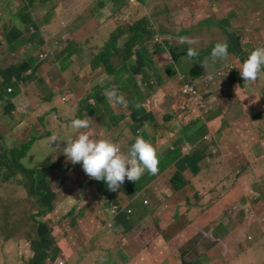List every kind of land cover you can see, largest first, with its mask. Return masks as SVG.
<instances>
[{
  "label": "crops",
  "instance_id": "1",
  "mask_svg": "<svg viewBox=\"0 0 264 264\" xmlns=\"http://www.w3.org/2000/svg\"><path fill=\"white\" fill-rule=\"evenodd\" d=\"M34 1L28 15L39 21V33L32 29V34H28L21 18L27 0H0V87L6 73V84L15 90L12 97L0 90V108L8 98L12 100L6 101L5 111L20 114L17 126H24V118L27 126L33 116L43 113H49V122L54 123L59 117L65 126H70L81 108L69 112V105L85 102L102 111L99 116L96 114L95 125L89 120V128L81 131H87L93 139L110 138L123 151L137 136H142L159 156L156 175L145 172L136 182L125 180L131 190V204L118 226L116 221L121 217L112 212L105 233L100 231L91 237L85 229L81 231L82 243L76 246H71L65 235L52 252L51 246L42 243L40 249L45 251L47 264H242L243 254L252 250L245 251L247 242L264 247V87L263 97L258 91L264 83L253 82V91L246 84L245 88L232 85L230 74L225 76L221 72L223 79L216 80L209 53L198 59L188 57L184 50L175 54V47L127 62L121 70L126 76L115 87L105 69L102 73L92 67L96 55V43L92 40L99 39L96 33L104 28L112 27L114 31L125 25L109 23L110 13L119 9H112V2L108 4L106 0ZM93 5H96L94 9ZM66 8L73 13L63 11L71 16L61 20L57 12ZM104 9H110L109 13ZM154 13L147 15L152 22L155 16L165 14ZM189 14L185 20L191 19ZM127 18L129 23L131 19L138 20ZM171 19H176L173 14ZM176 21L180 24L183 20ZM164 22L157 23V28ZM36 34L35 41H41L44 47L32 44L31 36ZM119 44L124 42L120 39ZM179 46L184 47L183 43ZM41 54L45 56L43 59ZM34 60L36 64L31 65L28 73L18 66ZM198 61L208 62L207 73L212 79H204L206 68ZM219 62H224L226 69L236 68L232 52L226 60L216 63ZM235 75L231 74V78ZM129 76L141 77L144 104L136 110L130 109L127 102L123 106L114 105L106 98L109 89L122 94L121 85ZM202 76L205 83L200 81ZM180 78H184L183 83ZM186 83L198 89L201 97L198 101L183 95ZM6 84L3 85L7 87ZM231 87L240 90L234 100L229 99ZM223 88L229 90L224 93ZM55 92L60 98L48 100L51 95L56 97ZM205 100L206 109L198 105ZM197 113L201 114L199 122H196ZM101 116L108 122L116 117L115 125L119 126L102 123ZM6 134L15 135L9 131ZM58 142L62 152L66 145L61 140ZM184 147L191 151L185 153ZM70 165L60 176L65 180L56 181L52 189L67 186L70 174L76 169ZM177 173L183 175L186 183L179 191L173 185ZM144 205L152 208L150 212L144 210ZM83 224L81 228L85 227ZM29 244L20 242L15 249L19 253L23 248V264H41L44 259L41 250L36 253L34 244ZM6 246L12 250L2 234L0 264H5ZM34 253L37 256L33 259ZM247 256L245 261L251 258Z\"/></svg>",
  "mask_w": 264,
  "mask_h": 264
},
{
  "label": "trees",
  "instance_id": "2",
  "mask_svg": "<svg viewBox=\"0 0 264 264\" xmlns=\"http://www.w3.org/2000/svg\"><path fill=\"white\" fill-rule=\"evenodd\" d=\"M137 2L143 4L144 0H136ZM27 4L24 7V13L21 15L22 21L27 26V33L32 34V29L36 30V32L39 33V21L32 19L28 14L33 5L35 4L34 0H27ZM131 2V1H130ZM120 0H112V9L117 10L119 9V12L122 13L124 9H121L119 6ZM128 4V3H127ZM161 11V13L168 12V21L170 20L172 16L171 10H166L164 12L163 9H157L155 10L154 14H158ZM189 12V11H188ZM190 13V12H189ZM191 19L195 18V13L193 15L191 14ZM188 19L187 21L191 20ZM180 20H185V17H181ZM212 18L210 15H208V20L206 19L202 23H198L195 26L190 27L192 29L189 31H184L181 34H178L180 37L183 38H189L190 33H194L196 38V32H200L203 30H199L200 25H206L205 23L207 21H211ZM213 23V22H212ZM214 27V26H213ZM219 27V26H218ZM165 26H161L160 28H155L153 25V22L150 18V16H145L143 19H138L136 21H133L131 19L130 23H126L122 27H119L115 29L110 38L107 39L104 42V48L103 52L98 53L96 51V55H94V62H93V69L98 72L102 71V69H105V73L114 80L115 87L119 86V82H121V77L126 76L124 71H121L124 64H126L129 61H134V59L142 58L143 55H149L152 56L153 53L158 52L165 53L168 51V49H174L175 47L179 50H183L179 48V44L181 43L179 37L177 36L174 31L170 29H163ZM212 28V27H211ZM176 34V35H175ZM229 35V41L226 42L228 44V51L232 52L235 56L234 63L235 66L238 67L250 54L245 53L244 56H239L236 53V50L234 49V43L230 40L232 38ZM161 37L164 39V41L160 44L153 43V47L149 48V44L154 41L156 38ZM172 36V38L169 40V37ZM38 35L35 36L32 35V44L35 47L41 48L44 47V43L41 41H35L34 38H37ZM120 39L124 44H119ZM238 41L239 39L236 38ZM188 43L189 39H187ZM40 44V45H38ZM199 43H189L188 46L191 48H194L198 53V59L202 57V55H205L207 53L211 52L212 47L215 45H211L212 47H202L201 50L198 48ZM253 50V49H252ZM186 52V51H185ZM235 53V54H234ZM113 59L116 60V64L114 65ZM36 60L32 63H18V66L24 73H28V70L32 67L31 65L35 66ZM202 65L203 62L198 61ZM5 64V63H4ZM103 66V67H102ZM16 67V65H15ZM124 69V68H123ZM230 69V83L232 85H239L242 88H245V81L241 78L239 74V69L232 67ZM1 71V67H0ZM2 73V71H1ZM235 73L236 75L231 78V74ZM199 74V73H198ZM261 75V74H260ZM259 75V77H261ZM8 74L3 73V84H6V78ZM257 80H260L259 78ZM256 80V81H257ZM9 84V83H8ZM7 85L10 86V85ZM11 87V86H10ZM8 87V88H10ZM110 87V86H109ZM141 87V77H133L129 76L124 80V82L121 85L122 88V94L126 99V102L129 104L130 109L136 110L141 105L144 104V97L141 95L140 91ZM120 89V87H119ZM8 93V92H7ZM10 94V93H9ZM118 94L122 95L120 92ZM14 95L13 93L10 95L12 97ZM186 98H191L192 100H196L200 98L199 94L196 95H186ZM54 96L51 95V97L48 100L53 101ZM202 108L206 109L208 107L205 103L199 102L198 104ZM81 110L78 113L76 118L79 119H90V124H96L97 117L96 114L99 116L100 112L102 110L97 109L94 106L86 105L85 102L81 103ZM24 111L27 110L23 109ZM41 111V108L38 109ZM143 111V110H142ZM144 112V111H143ZM49 116V113H43L42 115L33 116L32 120V126L30 128H33L32 131H29V134H23L20 132L19 134H15L14 136L17 137V143L11 146L8 144V134H5L0 131V186L6 187L5 191L7 192L10 185L17 186H24L28 191V201L32 202V207L26 208L28 210L27 213H24V220L23 218L20 221V224L26 223L27 224V231L26 236L29 238V240L34 243H45L49 246L50 252L54 251L59 247V242L62 240L64 235H69L71 231L73 230H80L81 226L85 223L86 230H93L94 232L91 233V237L93 235H98L100 231H104L105 233L108 230V224L110 221V213H115L117 216H120L121 218L116 221L117 226L120 224V222L126 218V209L130 206V196H131V190L128 188L127 183H123L121 187L117 191H111L108 189L107 185L102 181H96L95 179L89 178L84 171L82 170V166L80 164L76 165H70L71 167L75 166V170L72 171L73 180L71 183L75 180V182H84L88 183L89 188L93 189L95 187L94 192L92 193V201L89 202L87 205L81 208L79 206L74 207L68 212V216L72 217V221L69 226H66L64 228V231H62L58 236H54L55 229H57L63 220H55L51 216L52 209L44 203V198L46 197L45 189L42 188L43 186L51 187V189L56 184V181L60 178V176L63 174V172L66 170V167L71 162H68L66 160V157L59 154H50L48 157L49 159H55L56 161L50 162V161H43L41 164H39L35 168H29L24 163V159L29 155L31 150L35 147L36 143L39 141H42L46 137H50V134H47L46 127L50 123L47 119ZM201 120V114L197 113L196 116V122H199ZM27 118H25L24 126H26ZM57 121L63 122L61 119H58ZM91 126V125H90ZM35 132V133H33ZM92 138V137H91ZM69 166V167H70ZM84 176V179L81 178V181L78 180V177ZM87 177L89 179H87ZM69 183V180H68ZM103 184V185H100ZM173 185L174 188L179 191L183 189L186 185L185 180L183 178V175L180 173H177L173 178ZM40 187L42 189H40ZM5 188L1 189L4 190ZM54 190V189H53ZM63 190H66L65 188ZM56 192V191H54ZM8 193L4 196H7ZM87 198V197H86ZM85 198V199H86ZM0 200H2V197L0 196ZM4 201L9 200L8 197H5L3 199ZM96 202L95 204L92 202ZM80 208V209H79ZM78 209V211H77ZM131 213V212H130ZM66 219V218H65ZM264 224V220H263ZM21 226V225H20ZM29 230L36 231L38 234L31 236ZM87 230V231H88ZM89 232V231H88ZM25 234L24 232L20 233V236L23 237ZM7 238V237H5ZM9 240V238H7ZM41 252L43 249H40ZM46 256V254H45ZM53 256H51L50 259H52ZM43 264H47L48 259L46 256V259L43 254ZM49 264V263H48Z\"/></svg>",
  "mask_w": 264,
  "mask_h": 264
},
{
  "label": "rangeland",
  "instance_id": "3",
  "mask_svg": "<svg viewBox=\"0 0 264 264\" xmlns=\"http://www.w3.org/2000/svg\"><path fill=\"white\" fill-rule=\"evenodd\" d=\"M84 1H89L90 3L92 2L91 0H84ZM106 1L108 4L112 2V0H106ZM119 6L121 7V9H126V10L129 9V11L125 10L126 13L123 12L120 13L119 11L116 13H110L111 20L109 21V23L126 24L129 23L130 20L129 18H127V16H130L131 18L136 17L138 19L140 18L143 19L147 15L152 16L153 12L157 9H163L165 12L166 10H171L172 14L175 16L176 19H180L183 16L190 17L189 12L192 15L193 13H195V18H192L189 21H187L188 19L183 20L180 22V24H177L176 19H171L168 21V12H166L165 14H161L159 16H155V18L153 19V25L155 26V28H157L156 26L157 23L159 24L160 22H164L165 20H167L163 23L162 26H165L164 29L167 28L170 29L171 31L173 30L174 33L177 34L181 43H183L184 45V47L181 49H183L186 52L189 48L188 46L189 43L187 39L191 40L192 42L199 43L198 48L201 50L202 47L210 48L212 47L211 45L213 44L228 42L229 33L231 34L230 36L232 37L230 38V40L234 43L235 46L234 48L239 56H244L246 52L249 53V51H252V49L256 47L264 46V0H144L143 4L137 2L136 0L133 1L120 0ZM95 7L96 5H93L92 9H94ZM68 9L66 8V9L58 10L57 13L61 20L71 16L68 13L69 11H72L73 13L72 9L69 10ZM107 10L108 11L104 9L105 13L108 14L110 9ZM63 11H68V12L65 13ZM208 15H210L212 20L207 21L205 23L206 24L205 26L204 25L199 26V30H203V31L200 32L197 31L196 38L194 33H190L189 35H187L190 36L189 38H184L182 40L183 37H180L178 34H181L184 31L190 32L192 30L190 29V27L195 26L198 23L205 21L206 19L208 20ZM61 20L59 21V24ZM112 30H113L112 27H110L109 29L104 28L100 33H96V36L100 35V38L98 39V37H96L95 39L92 40V42L93 44L96 43L94 47L98 53L103 52L104 40L106 37L108 39L110 38L111 33L113 32ZM236 38H238L239 40L237 41ZM163 40L164 39L162 38L160 39L156 38L154 41H152L149 44V48L153 47L154 42L155 44H160L161 41L163 42ZM177 50L180 51L179 49L174 50L175 54H178ZM233 57L235 59L234 55ZM113 62L115 65L116 60L113 59ZM222 64H224V62L210 64L211 70H216L215 71L216 77H214L216 80H219L220 78L223 79L224 76L223 77L221 76L220 74L221 72L224 73L225 76L229 75L230 69L229 68L226 69L225 65ZM260 76L261 79L257 80L256 82L260 83V81H262L264 83V72H262ZM204 79L206 80L207 77H204ZM204 79L202 76L200 78V81L202 83H205ZM180 81L183 83L182 78H180ZM263 87L264 84L263 85L261 84V86L258 87V91L261 92L262 97H263L262 94ZM10 88L5 87V85L2 84L0 90L4 94L5 92H8L7 94L10 96L12 94ZM12 89L14 88L12 87ZM222 90L224 91V93H226L229 89L223 88ZM231 90L232 92L229 95V99L234 100L235 97L237 96V92H239L240 90L238 91L234 87H231ZM13 93H15V90L13 91ZM55 95L56 97L54 99L60 98V97L58 98L56 92ZM87 96L94 98L93 95L91 94H88ZM242 96L243 95L239 97ZM5 97L7 98V96ZM16 98L14 100H16ZM6 101H8L9 103V101L12 100L8 98ZM6 101L4 102L3 107L0 108V131L5 134L7 131H9V134L11 132L16 133L20 131H23L22 132L23 134L26 135L29 134V131L33 130V128H30L32 126L33 120L31 119L30 123H28L25 128H23V126H17V123L21 120V119L18 120V118H21L20 114L17 115L13 114L11 110L5 111L6 109L5 107H7L8 104V103L6 104ZM204 103H206V100L204 101ZM81 107L82 106L79 104H70L69 112H71L73 109H75V111L77 112ZM24 109H26V107H24ZM24 113L25 112H23V114ZM111 118H112L111 122L103 120L102 116L100 117V120L102 123H106L110 125V127H118L119 125H115L118 123V119L116 117H111ZM58 119L60 118L56 117L54 120L55 122L54 123L50 122L46 127L47 134H50V137L55 136L57 138V141L52 142V137L51 138L46 137L42 141L37 142L35 147L29 153V155L24 159V163L26 164L27 167L35 168L43 161L44 162L56 161L55 159H49L48 157H50L49 156L50 154L62 155V153H60L58 141L61 140L62 143L66 145V141L63 140L69 139L72 136L76 135V133L74 132V130L70 128V126H65L64 121L63 122L57 121ZM241 128L243 127L241 126ZM223 135H224L223 130H221L220 136ZM16 143H17V137H15L14 135L8 138V144H10L11 146H13ZM71 176L72 173L70 174L69 183H67V186H64L66 190L63 189L53 190L51 189V187L42 185V188L45 189L46 192L44 203L52 209L51 216L55 220L61 221L64 219L61 225L57 229H55V233H61L62 231H64V228L66 226L70 225L72 221V217L68 216V212L71 209H73L76 206L80 207V205L82 208L92 201V193L94 192L95 187H93V189H90L89 188L90 185H88V183L75 182V180L71 183V181L73 180ZM224 176L225 175H222V177ZM81 178L84 179V176H81L80 174L78 180L81 181ZM87 179L89 178L87 177ZM64 180L65 178L62 177L59 178L58 182L61 183ZM6 187L7 186L4 187L0 186V196L2 197V200H0V235L4 234L5 237L9 238L8 241L11 244L13 251L6 246L5 264H23V258H22L23 248L22 251L20 250L21 252L19 253L15 249L20 244V242L28 245H30L29 243H33L26 236L27 224L26 223L20 224L21 219L23 218L24 220V213L28 212L26 208L31 209L32 202L28 201L29 200L28 191L24 186L15 187L14 185H10L7 192L1 193V191L6 190ZM3 188L5 189L1 190ZM42 188L40 187V189ZM7 193L8 195L4 196ZM5 197H8L9 200L4 201L3 199ZM92 203L95 204L96 202L94 201ZM151 209H152L151 207H147L144 205V210L146 212H150ZM202 219L203 218L199 219V222L202 221ZM86 228L82 227L80 232L79 230L71 231L69 235H65L67 236L65 240H67V242L71 246H76L78 243H82L81 231H84ZM94 229L93 230L87 229L89 231L88 233L94 232ZM24 231L25 234L23 237H21L20 233ZM28 232H30L31 236L38 234L36 231L33 230H29ZM255 243L256 242L250 241L245 244L244 246L245 251H247L248 248H252V250L251 252H249V254H245V255L243 254V258L244 257L245 259L249 258L247 255L251 256V258L248 261H245V259H243L242 264H249L252 262L264 263V247L261 245H254ZM41 244L42 243H34V245L32 246L34 252L38 253ZM26 253L27 252L25 249L24 256H26ZM36 253H34L33 259L37 256L35 255ZM42 254H44V257L46 259L44 250L42 251ZM181 262L184 261L182 260ZM42 263L43 262H41V264Z\"/></svg>",
  "mask_w": 264,
  "mask_h": 264
},
{
  "label": "clouds",
  "instance_id": "4",
  "mask_svg": "<svg viewBox=\"0 0 264 264\" xmlns=\"http://www.w3.org/2000/svg\"><path fill=\"white\" fill-rule=\"evenodd\" d=\"M158 38L161 37L158 36ZM189 43L194 42L189 41ZM228 47L227 43H216L210 52L211 63L215 64L217 61L226 60L229 56ZM187 56L197 57L198 53L194 48L189 47ZM202 64L206 68L207 78L212 79V76L207 73L208 62L205 61ZM236 68L239 69V74L244 79L245 84L248 85L250 90H253V82L264 72V46L254 48ZM182 80L184 81V78ZM187 85L194 87L197 94L199 93L195 86L186 83L182 89L184 96H186L184 89ZM11 90V93H13V89ZM106 98L114 105L123 106L126 104L125 98L118 94L114 88L106 91ZM89 120V118L72 119L70 128L74 130L76 135L63 140L66 141V146L63 148L62 153L72 165L80 164L89 178L104 182L111 191H117L126 179L136 182L145 172L151 175L157 174L159 156L157 150L149 141L142 136H137L134 142L127 147V150L123 151L120 145L114 143L110 138L93 139L87 131H81L89 128ZM53 141H57L55 136L52 137ZM183 151L189 153L191 150L189 147H184Z\"/></svg>",
  "mask_w": 264,
  "mask_h": 264
},
{
  "label": "built area",
  "instance_id": "5",
  "mask_svg": "<svg viewBox=\"0 0 264 264\" xmlns=\"http://www.w3.org/2000/svg\"><path fill=\"white\" fill-rule=\"evenodd\" d=\"M45 56L43 54L40 55V58L43 59ZM12 92V90H10ZM184 94L185 95H196L197 92L195 90L194 87L187 85L184 89ZM61 264H64L63 262H61Z\"/></svg>",
  "mask_w": 264,
  "mask_h": 264
}]
</instances>
